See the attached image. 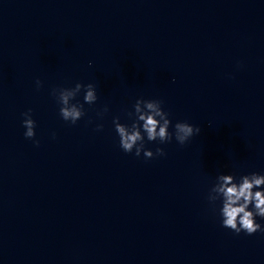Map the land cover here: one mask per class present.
I'll return each mask as SVG.
<instances>
[{"label":"water","instance_id":"obj_1","mask_svg":"<svg viewBox=\"0 0 264 264\" xmlns=\"http://www.w3.org/2000/svg\"><path fill=\"white\" fill-rule=\"evenodd\" d=\"M77 82L97 100L82 90L71 124L52 90ZM137 99L163 102L169 132H200L125 153L112 121L130 124ZM252 172L264 0H0V264H264V232L222 227L207 199L218 174Z\"/></svg>","mask_w":264,"mask_h":264},{"label":"clouds","instance_id":"obj_2","mask_svg":"<svg viewBox=\"0 0 264 264\" xmlns=\"http://www.w3.org/2000/svg\"><path fill=\"white\" fill-rule=\"evenodd\" d=\"M91 63V62H90ZM37 87L41 82L36 81ZM83 90V101L92 105L97 100L96 88L92 83L81 84L77 82L72 88L53 89L52 95L57 99L60 117L71 124H75L85 115L83 104L71 103V101ZM158 99H137L133 104V111L127 116L131 119L130 124H122L119 117L113 118V125L119 137V146L125 153H132L139 157L143 151L145 158H153L154 153L144 147L145 137L147 141L169 142L175 138L184 145L190 138L200 132L199 127H195L187 122H177L173 126V132H169L170 120L168 113ZM31 109L24 112L22 125L25 128L24 136L32 139L35 136V121L31 116ZM107 111V108L104 109ZM98 115H100L98 113ZM103 125H97V130ZM38 145L39 141H34ZM156 156L165 155L163 149L156 148ZM208 201L213 205L220 201L218 209L221 218V226L239 234L244 232L253 235L256 232H264V227L257 223L256 217L264 218V174L252 172L241 175L239 179L232 174H218L215 183L209 189Z\"/></svg>","mask_w":264,"mask_h":264}]
</instances>
